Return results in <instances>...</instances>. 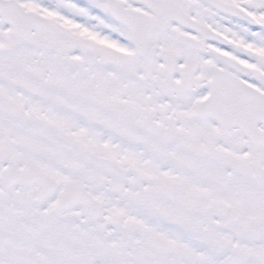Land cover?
Returning a JSON list of instances; mask_svg holds the SVG:
<instances>
[{
  "label": "snow or ice",
  "instance_id": "1",
  "mask_svg": "<svg viewBox=\"0 0 264 264\" xmlns=\"http://www.w3.org/2000/svg\"><path fill=\"white\" fill-rule=\"evenodd\" d=\"M0 264H264V0H0Z\"/></svg>",
  "mask_w": 264,
  "mask_h": 264
}]
</instances>
